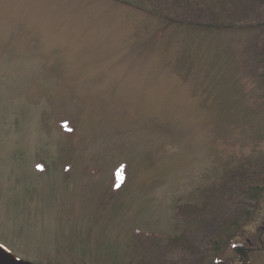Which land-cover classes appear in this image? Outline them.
I'll list each match as a JSON object with an SVG mask.
<instances>
[{
  "label": "rangeland",
  "instance_id": "374dc122",
  "mask_svg": "<svg viewBox=\"0 0 264 264\" xmlns=\"http://www.w3.org/2000/svg\"><path fill=\"white\" fill-rule=\"evenodd\" d=\"M0 244L264 264V0H0Z\"/></svg>",
  "mask_w": 264,
  "mask_h": 264
},
{
  "label": "water",
  "instance_id": "95a60500",
  "mask_svg": "<svg viewBox=\"0 0 264 264\" xmlns=\"http://www.w3.org/2000/svg\"><path fill=\"white\" fill-rule=\"evenodd\" d=\"M0 264H30L25 261H21L13 256L10 251H8L3 246L0 247Z\"/></svg>",
  "mask_w": 264,
  "mask_h": 264
},
{
  "label": "snow or ice",
  "instance_id": "6c2138e0",
  "mask_svg": "<svg viewBox=\"0 0 264 264\" xmlns=\"http://www.w3.org/2000/svg\"><path fill=\"white\" fill-rule=\"evenodd\" d=\"M65 127H67L66 125H64ZM38 168L40 169V170H42V168H40V166H38ZM0 247H2V245H0Z\"/></svg>",
  "mask_w": 264,
  "mask_h": 264
},
{
  "label": "trees",
  "instance_id": "16d2710c",
  "mask_svg": "<svg viewBox=\"0 0 264 264\" xmlns=\"http://www.w3.org/2000/svg\"><path fill=\"white\" fill-rule=\"evenodd\" d=\"M121 178L123 179V176Z\"/></svg>",
  "mask_w": 264,
  "mask_h": 264
}]
</instances>
